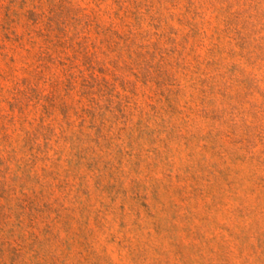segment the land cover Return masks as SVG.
I'll return each instance as SVG.
<instances>
[{
    "label": "rangeland",
    "instance_id": "1",
    "mask_svg": "<svg viewBox=\"0 0 264 264\" xmlns=\"http://www.w3.org/2000/svg\"><path fill=\"white\" fill-rule=\"evenodd\" d=\"M0 264H264V0H0Z\"/></svg>",
    "mask_w": 264,
    "mask_h": 264
}]
</instances>
